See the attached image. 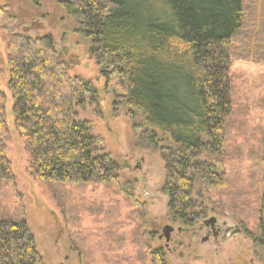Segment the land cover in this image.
<instances>
[{
    "label": "trees",
    "instance_id": "16d2710c",
    "mask_svg": "<svg viewBox=\"0 0 264 264\" xmlns=\"http://www.w3.org/2000/svg\"><path fill=\"white\" fill-rule=\"evenodd\" d=\"M58 1L91 42L105 91L125 96L144 124L162 133L160 140L149 133L148 141L165 145L169 217L196 225L204 215L196 187L226 186V173L210 159H221L226 147L233 110L229 47L243 29L246 0ZM16 37L8 47L9 88L32 173L47 185L114 186L121 164L106 154L93 124L75 118L97 88L69 75L50 36ZM7 132L0 91V183L15 181ZM153 257V264H166L162 251ZM0 264H46L25 220H0Z\"/></svg>",
    "mask_w": 264,
    "mask_h": 264
},
{
    "label": "rangeland",
    "instance_id": "374dc122",
    "mask_svg": "<svg viewBox=\"0 0 264 264\" xmlns=\"http://www.w3.org/2000/svg\"><path fill=\"white\" fill-rule=\"evenodd\" d=\"M17 35L50 36L69 75L97 88L75 118L90 121L106 154L121 164L114 186L47 185L32 173L9 88V40ZM91 49L58 0H0V91L15 176L13 183H0V220H25L46 264H153L157 251L166 264H264V0H246L243 29L229 47L233 110L223 157L210 159L226 173V186L196 187L204 215L194 226L169 217L162 133L145 125L125 96L105 91ZM151 132L159 136L155 143L148 141ZM212 218L224 233L204 243V223ZM197 225H203L199 233ZM166 227L173 229L169 241Z\"/></svg>",
    "mask_w": 264,
    "mask_h": 264
},
{
    "label": "flooded vegetation",
    "instance_id": "af4514ba",
    "mask_svg": "<svg viewBox=\"0 0 264 264\" xmlns=\"http://www.w3.org/2000/svg\"><path fill=\"white\" fill-rule=\"evenodd\" d=\"M215 221H207L204 223V230H206V238L203 240L204 243L208 242L210 240V237H218L220 234L224 233L223 225H221L216 218ZM203 229V225H197V233H199V230Z\"/></svg>",
    "mask_w": 264,
    "mask_h": 264
},
{
    "label": "water",
    "instance_id": "95a60500",
    "mask_svg": "<svg viewBox=\"0 0 264 264\" xmlns=\"http://www.w3.org/2000/svg\"><path fill=\"white\" fill-rule=\"evenodd\" d=\"M211 221H215V219H210L209 222H211ZM172 230L173 229L171 227H166L164 230V235H165L167 241L170 240V235H171Z\"/></svg>",
    "mask_w": 264,
    "mask_h": 264
}]
</instances>
